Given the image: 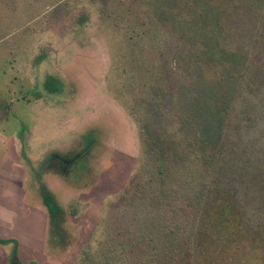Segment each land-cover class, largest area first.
Here are the masks:
<instances>
[{"label":"rangeland","instance_id":"rangeland-1","mask_svg":"<svg viewBox=\"0 0 264 264\" xmlns=\"http://www.w3.org/2000/svg\"><path fill=\"white\" fill-rule=\"evenodd\" d=\"M190 149L216 181L184 199ZM220 196L235 208L203 221ZM170 200L196 204L176 246L152 235ZM4 235L22 264H78L109 236L139 264H188V241L264 264V0H0Z\"/></svg>","mask_w":264,"mask_h":264},{"label":"trees","instance_id":"trees-1","mask_svg":"<svg viewBox=\"0 0 264 264\" xmlns=\"http://www.w3.org/2000/svg\"><path fill=\"white\" fill-rule=\"evenodd\" d=\"M126 2L127 0H125V3ZM186 154H188V159L183 162V167L181 169L175 167L178 172L177 176L181 179H185V182L187 183V191H185L186 195L184 199L190 198L191 195L196 196L197 192L201 193V195H207L212 188V181L214 183L216 181L215 174H213L211 169H209L208 164L205 163L204 166L198 150L190 149ZM149 182H147L146 185H148ZM218 185L219 184L216 183V187H218ZM221 193L222 192H220V194ZM216 198L217 200L212 203V206L215 205V207L207 210V216H203L202 220L205 221L204 219H212L211 217H213V220L216 219V221L222 225L223 220L227 218L228 210L232 211L235 206L229 197L220 196ZM201 202L202 200H200L197 205ZM167 204V209H161L160 205L156 209L157 216L161 220H158V222L154 224V229L157 232L152 235L153 239L157 242V238L162 239L160 234L163 233V235L170 240V243L176 246L180 241L179 235H183L180 232L181 229L178 230V228H183L188 225L187 221H185L186 214H189L192 211L191 209L195 207L196 204H194V202H189L183 206L172 200L168 201ZM168 207H170L171 210H168ZM217 207L219 210V216L217 215V217H219V219L215 217L217 213L215 208ZM200 212L201 209L198 210V213ZM214 212L215 215H212ZM51 213V216L55 217V213ZM60 213V220L57 221L59 225L62 220L64 221L63 218L65 216V211H60ZM57 215L58 214H56V216ZM204 225L206 224L204 223ZM55 226L59 229L57 225ZM186 227L188 228V226ZM9 241H13L15 246H17V240L1 239V243H8ZM188 242H190L189 247L187 246V253H190L188 264H205L202 257H199L198 255L194 256L195 246L193 247L191 241ZM102 246V249L96 252L84 250L78 264H139V261L137 260L138 258L134 253L135 249L134 247L132 248V244L127 239H122L118 236H109V238L103 242Z\"/></svg>","mask_w":264,"mask_h":264},{"label":"water","instance_id":"water-1","mask_svg":"<svg viewBox=\"0 0 264 264\" xmlns=\"http://www.w3.org/2000/svg\"><path fill=\"white\" fill-rule=\"evenodd\" d=\"M11 264H20L19 263V256H18V252H17V246H15L14 250H13V257L11 260Z\"/></svg>","mask_w":264,"mask_h":264},{"label":"crops","instance_id":"crops-1","mask_svg":"<svg viewBox=\"0 0 264 264\" xmlns=\"http://www.w3.org/2000/svg\"><path fill=\"white\" fill-rule=\"evenodd\" d=\"M1 239H8V238H5V235L3 236V238H1L0 237V246L1 245H3L2 243H1ZM19 242V241H18ZM18 245V244H17ZM13 250H14V248H13ZM13 250H12V254H11V257H10V264H11V260H12V257H13ZM17 252H18V247H17ZM18 256H19V254H18ZM20 258V257H19ZM20 260V259H19ZM21 261V260H20Z\"/></svg>","mask_w":264,"mask_h":264},{"label":"flooded vegetation","instance_id":"flooded-vegetation-1","mask_svg":"<svg viewBox=\"0 0 264 264\" xmlns=\"http://www.w3.org/2000/svg\"><path fill=\"white\" fill-rule=\"evenodd\" d=\"M19 263L22 264V262L19 260Z\"/></svg>","mask_w":264,"mask_h":264}]
</instances>
